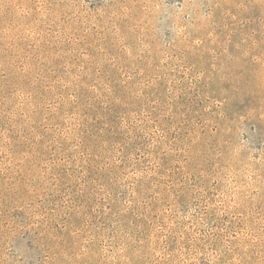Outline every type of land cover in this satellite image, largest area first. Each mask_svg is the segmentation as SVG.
<instances>
[{"label":"rangeland","instance_id":"1","mask_svg":"<svg viewBox=\"0 0 264 264\" xmlns=\"http://www.w3.org/2000/svg\"><path fill=\"white\" fill-rule=\"evenodd\" d=\"M0 264H264V0H0Z\"/></svg>","mask_w":264,"mask_h":264}]
</instances>
